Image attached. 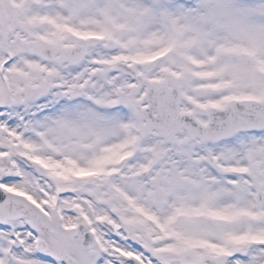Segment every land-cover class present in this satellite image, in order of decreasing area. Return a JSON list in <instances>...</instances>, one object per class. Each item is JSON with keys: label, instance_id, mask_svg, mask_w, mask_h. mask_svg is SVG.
<instances>
[{"label": "snow or ice", "instance_id": "obj_1", "mask_svg": "<svg viewBox=\"0 0 264 264\" xmlns=\"http://www.w3.org/2000/svg\"><path fill=\"white\" fill-rule=\"evenodd\" d=\"M0 264H264V0H0Z\"/></svg>", "mask_w": 264, "mask_h": 264}]
</instances>
